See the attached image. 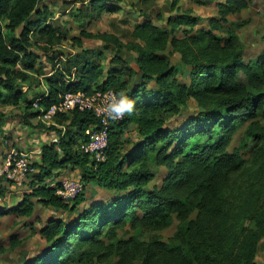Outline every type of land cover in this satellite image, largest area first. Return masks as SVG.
<instances>
[{"label":"trees","instance_id":"1","mask_svg":"<svg viewBox=\"0 0 264 264\" xmlns=\"http://www.w3.org/2000/svg\"><path fill=\"white\" fill-rule=\"evenodd\" d=\"M157 1L130 3L135 17L127 39L82 29L72 36L75 52L53 53L68 33L52 21L50 5L45 1L34 11L37 0H0V104L22 108L29 124L39 114L37 99L49 106L67 90L113 88L125 108V117L110 125L107 157L99 162L77 147L89 127H99L95 114L59 116L74 129L58 147L45 146L41 160L33 158L30 174L39 172L33 192L39 202L65 216L46 222L47 246L22 264H258L264 240V50L245 61L235 32L224 29L229 15L252 0H217L219 16L209 18V27L199 26L202 16L182 10L181 0L171 1V13L159 25L152 14ZM83 2L86 9L75 15L100 17L126 7L124 0ZM156 15L164 18L161 11ZM84 36L113 48L107 67L104 50L84 48ZM128 52L134 57L128 59ZM34 85L43 88L29 96ZM190 98L200 108L173 123ZM6 119L0 111V134ZM131 124L136 137L125 138ZM240 128L242 138L232 146ZM68 166L80 168L85 184L71 201L48 183ZM159 166L166 168L162 183L150 187ZM90 183L112 190V197L87 200ZM29 198L0 204V214L28 215ZM173 215L179 222L165 240L159 233ZM126 228L133 233L121 237Z\"/></svg>","mask_w":264,"mask_h":264},{"label":"rangeland","instance_id":"2","mask_svg":"<svg viewBox=\"0 0 264 264\" xmlns=\"http://www.w3.org/2000/svg\"><path fill=\"white\" fill-rule=\"evenodd\" d=\"M83 1L84 0H46L45 3H48L51 9L55 11L53 17L51 18L52 21L68 33V37L64 39L63 43L58 44L54 47L56 50H53V53H66L76 51L77 47H74L72 36L81 35L80 33L82 29L95 32H114L119 35L121 40L127 39V35L131 29L130 27L132 25V21L135 17L132 11L135 7L132 8L130 4L133 0H124V2L126 3V7L121 11H105L100 17H90L83 13H81V15H75L78 14L80 9H86L87 4ZM171 1L172 0L157 1V4L152 11L153 20L157 24L165 25V18L171 13ZM216 1L217 0H205L204 2L195 0H181V9H190L194 14L202 16L199 26L209 27V18L213 16H219ZM158 11H161L164 18L157 17L156 14L158 13ZM2 24H5V21L2 22ZM224 29L233 30L235 32L236 43L243 45L245 48V61L256 58L264 50V0H252L249 6L243 11L230 14L229 21L225 24ZM94 39L95 38L87 39L86 43H91L94 41ZM99 41L101 42L99 47H96L94 43H91V45L84 43V46H92L95 47V49L103 48L106 54L104 63L107 67L110 59L113 57L115 52L112 47H105L104 41ZM96 42L98 41L96 40ZM37 52L38 54H40L41 61L45 65L44 71H50V61L48 60L46 55H44V52L41 50V48L37 49ZM126 54L128 56V59L134 57L135 55V53L132 52H128ZM179 57V54L175 53L172 56V60L174 62H177ZM131 63L136 66L134 62L131 61ZM35 86L37 91L43 88V86ZM33 94L34 93H30L29 96H32ZM10 107V104H0V111H3L4 114L11 119L18 118V116H21L23 118V112H15L17 109ZM199 108L200 107L198 106L196 101L193 98H190L181 115L172 119V122L174 121L173 123H179L186 116L197 111ZM39 122L37 121V123ZM32 124L36 125L34 123ZM242 134L243 128H240L234 136L232 146L238 145L240 139L242 138ZM124 137H136L135 127L133 126V124H131L128 130L124 133ZM253 144L254 142L251 143V146ZM130 145V142H128L127 147ZM246 156H248V154H246ZM165 171L166 168L163 166H159L156 169L157 174L153 181L150 183V187H152L154 183L158 185L162 183ZM38 173L39 172H37L36 174H29L20 182L10 180L6 176L1 177L0 184L2 185L1 187L5 189V192H0V204L13 206L16 203L21 202L26 195H31V198L27 199V201L28 203H32L33 207L28 215H21L16 212L0 214V264H22L30 257L39 253L43 248L47 246L45 237L42 234V228L46 225L48 218L51 215L65 216V212H63V210L61 209L57 210L52 208L51 206L39 204V195L37 193L33 194L34 191L38 192ZM62 174L70 178H80V168H73L68 166V168H65V170H63ZM72 174L74 176H70ZM86 195L87 200L95 199L96 201H105L108 198L112 197L113 191L105 189L102 186L90 183L86 187ZM178 222L179 221L177 217L173 215L169 222V225L159 233L160 236L163 239L167 240L176 231ZM131 233H133V230L130 228L122 229L120 231V236H128ZM257 261L258 264H264V240L260 245V249L257 253ZM98 264L114 263H110L109 261H107V263L102 262Z\"/></svg>","mask_w":264,"mask_h":264},{"label":"built area","instance_id":"3","mask_svg":"<svg viewBox=\"0 0 264 264\" xmlns=\"http://www.w3.org/2000/svg\"><path fill=\"white\" fill-rule=\"evenodd\" d=\"M39 110L37 120L51 124L56 117L70 114L74 110L91 111L99 120V127H89L87 138L78 143L80 151L88 153L95 161H103L107 157L109 148L110 125L119 122L125 117V108L122 100L113 88H100L92 92L84 89L67 90L60 98L49 106H42L39 99L34 102ZM33 157L27 151L12 148L5 163L4 174L8 179L20 182L34 171ZM85 189L80 178H63L54 188L56 195L65 201H71Z\"/></svg>","mask_w":264,"mask_h":264},{"label":"crops","instance_id":"4","mask_svg":"<svg viewBox=\"0 0 264 264\" xmlns=\"http://www.w3.org/2000/svg\"><path fill=\"white\" fill-rule=\"evenodd\" d=\"M18 31L19 29L16 31V33H18ZM90 38H94V37H86V36L82 37L83 45L84 43L89 44V45H91V43H94L96 47H99V45L101 44L99 40H102V39L95 38L93 42L86 43V40ZM96 40L98 42H96ZM83 47L86 49H89L90 52H94L97 50H103V48L95 49V47H92V46L91 47L83 46ZM72 52H75V51H72ZM103 61H104V58H103ZM51 73L52 71L50 69V71H48L47 74H51ZM38 79H39V76H38ZM24 90H28L27 86L24 87ZM36 91L37 89L35 85L32 88H29V93H34ZM10 108H16L17 110L15 112H19V113L22 112L21 111L22 109L18 106L11 105ZM60 118L61 117H56V120L54 119V122L51 124H47L41 121L37 123L36 118H30V121L36 124V125H33L32 123L28 124L21 116H18V118H12V119L7 117V119L2 125L3 131L1 134L3 135L0 134V142H1L0 144V174L2 170H4L6 159H7V154L12 148H18V149L27 151L28 153H30V155L34 159L41 160L42 155H43L42 152L45 146L52 145L55 142V144L58 147V142L61 141L62 135L63 136L66 135L69 129H74L73 126L68 124L69 121H63V120H60ZM74 146L76 148L77 145H74ZM63 170H65V168L57 169L56 172H60V173L59 174L53 173L52 177L48 178V183L55 187L63 178L68 177L62 174ZM73 174L70 176H74ZM39 204L43 205L40 202ZM53 217L54 216L51 215L48 218V220Z\"/></svg>","mask_w":264,"mask_h":264},{"label":"water","instance_id":"5","mask_svg":"<svg viewBox=\"0 0 264 264\" xmlns=\"http://www.w3.org/2000/svg\"><path fill=\"white\" fill-rule=\"evenodd\" d=\"M45 1H46V0H37L34 11H37L38 8L41 6V4H42L43 2H45Z\"/></svg>","mask_w":264,"mask_h":264}]
</instances>
